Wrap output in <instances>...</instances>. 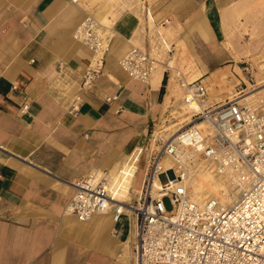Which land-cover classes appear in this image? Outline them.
Returning <instances> with one entry per match:
<instances>
[{"label": "crops", "instance_id": "crops-1", "mask_svg": "<svg viewBox=\"0 0 264 264\" xmlns=\"http://www.w3.org/2000/svg\"><path fill=\"white\" fill-rule=\"evenodd\" d=\"M250 1L0 0V264H129L134 212L79 219L73 181L106 172L132 183L136 199L155 128L184 90L169 57L179 48L204 76L228 53L226 17ZM88 14L115 19L102 72L83 88L94 51L74 33ZM134 45L161 59L147 80L120 64Z\"/></svg>", "mask_w": 264, "mask_h": 264}, {"label": "built area", "instance_id": "built-area-1", "mask_svg": "<svg viewBox=\"0 0 264 264\" xmlns=\"http://www.w3.org/2000/svg\"><path fill=\"white\" fill-rule=\"evenodd\" d=\"M74 36L94 51L82 79V87L88 88L102 72L113 34L88 14ZM158 60L156 54L134 45L120 64L130 76L147 80ZM179 78L185 101L204 102L208 96L204 79L186 82ZM77 108L73 104L72 109ZM192 117L160 148H153L142 191L134 202L114 198L108 173L91 172L73 181L76 192L69 209L81 220L112 207L115 220L127 209L133 211L136 225L129 264H264V106L228 99L223 104L192 108ZM197 121H205L212 130L205 132ZM180 145L209 158L216 171L229 174L238 190L233 202L223 205L213 198L201 206L190 198L183 182L186 166L176 150ZM165 154L177 161L172 168L160 163ZM161 173L169 179L154 193L153 181ZM165 197H170L173 209L166 207Z\"/></svg>", "mask_w": 264, "mask_h": 264}, {"label": "rangeland", "instance_id": "rangeland-1", "mask_svg": "<svg viewBox=\"0 0 264 264\" xmlns=\"http://www.w3.org/2000/svg\"><path fill=\"white\" fill-rule=\"evenodd\" d=\"M248 4L249 6L242 5L236 8L234 14L226 17V34L223 44L227 41L228 50L226 51L228 53L221 59L218 66L205 72L204 76L206 81L204 76L201 77L208 84L209 91L207 100L211 105H217L220 102L230 99V97H238L242 102H245L243 98H246L249 102L264 100V0H251ZM141 17L144 23L145 18L143 15ZM114 19L115 15L102 19L104 20L103 24L108 26L107 28L111 33ZM225 46L223 45L224 48ZM178 49L176 50L178 51ZM176 55L178 54L176 53ZM183 56L182 59L184 60L181 64L183 66V73H190V76L187 78L189 81H193L197 79L196 76L202 73V71L199 69L197 71L196 64L190 56H186L185 53ZM170 65L174 67V62H171ZM181 93L182 91L178 95L179 101L175 103L170 118L162 119L160 124L156 126L155 133L152 135V148H160L168 137H173L181 127L193 121L192 110L190 109L189 111L186 105L182 103ZM256 105L264 106V102L261 104L257 103ZM195 159L197 160H187V168H194L196 163L206 158L196 156ZM164 164L166 167H172L169 161ZM209 167H211L209 170L211 174L208 172ZM144 170L145 162L142 163L138 173L136 179L137 185L142 184ZM209 174L211 175L210 180L222 176L224 189H221L218 196L224 198V202L218 199L219 197L217 195L213 196V192L207 186L208 183L205 180L209 179ZM159 179L163 183L167 182L169 175L167 173H161L159 174ZM199 179L196 178V181L199 184L201 183L200 187L206 190L207 198H202L203 201L199 200L198 204H203L207 200L214 198L221 204L226 205V203L233 202L238 195V190L235 188L229 174L227 172L216 171L214 163L211 161L207 163V169L201 172ZM189 192L193 197H198L194 193L193 182L189 184ZM128 201L134 202V196L128 199ZM164 202L168 209L174 208L170 197H165ZM122 222H120V225Z\"/></svg>", "mask_w": 264, "mask_h": 264}, {"label": "bare ground", "instance_id": "bare-ground-1", "mask_svg": "<svg viewBox=\"0 0 264 264\" xmlns=\"http://www.w3.org/2000/svg\"><path fill=\"white\" fill-rule=\"evenodd\" d=\"M80 2V0H79ZM148 15V18H149V22L151 23L152 20H153V16H152V12L151 10L149 11V13L147 14ZM100 20V19H99ZM100 22L103 24L104 20H100ZM104 25V24H103ZM105 26V25H104ZM108 27V26H107ZM165 29H167V27H163L161 26L160 27V33H161V37H162V42H163V48L166 49V50H171V41L168 39L167 37V34L165 33ZM175 50L173 52V54H171V56L169 57V61H168V65L171 67L172 69V72L173 74L179 78V77H182L184 80H186V82H190L188 80L187 77L190 76V73H183V66L181 65L183 60L182 59L184 56H180L179 55V51ZM176 53L178 55H176ZM171 62H174V67L171 66ZM161 64V59L159 57V60H158V63H157V66L159 67V65ZM186 66V65H185ZM184 66V68H185ZM157 67V68H158ZM156 68V69H157ZM203 77V76H202ZM201 78V77H200ZM198 79V78H197ZM204 79H205V76H204ZM196 80V79H195ZM194 81V80H193ZM206 81V79H205ZM208 82V81H207ZM182 93H181V101L182 103H184L186 105V107L188 108V110L190 111V109L192 110L193 109H203L206 105H209V101L207 100L208 97L204 100V102H200L198 100H192L191 102H187L184 100V96H185V91L182 90ZM208 91H209V87H208ZM241 97V96H240ZM230 99H237V100H240L238 97H230ZM245 100L246 103L248 104H251V105H256L257 103L258 104H261L262 102H264V100H258V101H247L246 98H243ZM228 100V99H227ZM227 100L223 101V102H220L219 104H223L225 103ZM260 102V103H259ZM191 122V121H190ZM189 122V123H190ZM196 124L199 126V127H203L205 132L207 131H210L212 129L209 128L208 124L205 122V121H197ZM176 135V134H175ZM174 135V136H175ZM177 153L180 155V162H183L186 166L185 168V172L183 173L184 175V179H183V182L186 184L187 188H188V193H189V196L192 200L196 201L197 203H199L198 201L202 200V198H207V192L206 190H204L203 188L200 187L201 183L199 184V182L197 183L196 181V178L199 179L200 177V174L201 172H203L204 170L207 169V163L209 161H211L209 158L205 157V156H202L198 151L192 149L191 147L189 146H185V145H180L177 147ZM140 151L141 150H138L136 151L132 157L137 154V157L140 156ZM196 156H202L206 159L204 160H201L199 163H196L195 164V167L190 169V168H187V160L189 159H192V160H197L195 159ZM131 157V158H132ZM130 158V159H131ZM164 159V161H163ZM130 161V160H129ZM128 161V162H129ZM170 162L172 164V167L175 166L177 164V161L173 158V156L169 155V154H165L162 159H161V164L166 167V165L164 164L165 162ZM127 162V163H128ZM126 163V164H127ZM126 166V165H125ZM124 166V167H125ZM138 166V164H137ZM171 167V168H172ZM169 168V167H168ZM211 167L208 168V172L211 174V171L210 170ZM122 170V169H121ZM121 170L119 172H121ZM136 173V172H135ZM208 175L209 179L208 180H205L207 183H208V187H210L211 191L213 192V196H218V194L220 193L221 189H224V181H223V178L222 176L218 177V178H214L212 180L211 179V175ZM129 178H133L132 175L129 176ZM108 179H109V183H110V189H111V192L112 194L114 195V198L116 200H126L128 198H130V188L133 186L132 183L126 181L125 179L123 180H119V179H116V180H113L111 181L110 179V176L108 175ZM200 180V179H199ZM201 181V180H200ZM174 183L177 182V181H173ZM193 182V186H194V193L198 195L197 198H195V196L193 197L192 195H190V192H189V184ZM162 185V182L160 181L159 177L156 176V178L154 179L153 181V192L156 193L159 191L160 187ZM209 189V188H208ZM142 190V186L141 185H136L135 186V190H134V193L136 192H141ZM219 197V196H218ZM220 199L222 202H224V198H218ZM205 201V200H204ZM208 201V200H207ZM206 201V202H207ZM206 202H204L203 204H199V205H204ZM202 203V202H200ZM227 204V203H226Z\"/></svg>", "mask_w": 264, "mask_h": 264}]
</instances>
